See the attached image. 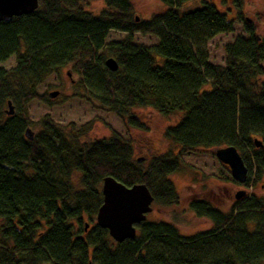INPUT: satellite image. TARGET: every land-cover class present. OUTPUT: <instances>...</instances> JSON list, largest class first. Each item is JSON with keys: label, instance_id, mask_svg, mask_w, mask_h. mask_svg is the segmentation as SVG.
Wrapping results in <instances>:
<instances>
[{"label": "trees", "instance_id": "16d2710c", "mask_svg": "<svg viewBox=\"0 0 264 264\" xmlns=\"http://www.w3.org/2000/svg\"><path fill=\"white\" fill-rule=\"evenodd\" d=\"M85 1L37 0L32 13L0 22V63L14 57L11 69L0 68V264H264V200L253 194L226 212L203 199L189 200L187 209L211 224L191 237L168 222L145 219L135 225L133 239L115 243L93 222L104 177L126 187L145 185L158 206L177 205L169 176L182 172L180 155L196 149L232 146L248 173L238 186L261 181L264 34L243 23L247 38L224 45V65H212L206 45L232 33L233 20L210 1L184 10L193 0H157L164 11L148 21L134 16L133 0H102L98 15L83 9ZM231 3L241 8V0ZM110 30L127 36L106 44ZM143 31H153L157 43L132 44V35ZM107 58L116 71L106 68ZM65 67L79 75L84 91L74 97L98 103L128 128L148 131L134 108L179 114L163 133L176 152L143 165L114 133L88 142L73 125L60 126L48 116L32 123L28 103L49 104L35 89ZM7 101L11 116L5 114ZM30 127L37 129L31 141L24 137ZM179 241H185L182 249Z\"/></svg>", "mask_w": 264, "mask_h": 264}, {"label": "rangeland", "instance_id": "374dc122", "mask_svg": "<svg viewBox=\"0 0 264 264\" xmlns=\"http://www.w3.org/2000/svg\"><path fill=\"white\" fill-rule=\"evenodd\" d=\"M207 1L225 13L228 19L233 20L232 33L217 35L206 45L209 63L223 66L224 45L233 42L237 37L247 38L243 23L251 24L258 35L264 34V0H241L239 10L233 7L231 0H227L224 5H220L218 0ZM132 3L134 16L140 21H148L152 15H158L164 11L157 0H133ZM198 5L199 0H193L184 6V10L196 8ZM83 9L91 15H98L104 10V3L102 0H86L83 3ZM237 13L240 15L237 16ZM126 36V33L110 30L106 33L105 43L119 42ZM157 41L153 31L136 32L132 35L134 45L150 47ZM13 66L14 57L0 63V68L4 70H9ZM70 71L67 67L62 68L59 73L49 75L35 89L39 96H47L49 104L37 100L28 103L26 113L32 123L48 116L60 126L73 125L75 130L82 131V140L88 142L107 139L114 133L131 144L132 158L142 159L143 165H146L151 157L159 156L170 149L176 152V148H173L164 138L163 133L167 127L178 121L179 114L164 117L151 108H134L131 112L146 124L148 131L128 128L124 122L107 112L98 103L88 98L74 97V93L83 94L84 91L79 83V75ZM52 92H57V95L49 98L48 94ZM30 129L33 133L37 130L34 127ZM215 150L214 148L196 149L180 155L184 165L182 172L169 176L179 196L178 204L161 207L152 203V210L146 215V220L168 222L175 226L180 235L191 237L210 230L211 224L204 218L196 217L187 209L189 200L203 199L223 212L228 211L237 201L234 196L238 191L243 190L244 196L253 194L264 200V176L261 181L248 189L238 186L233 181L228 167L215 157ZM78 178L79 174L73 176L74 183L78 181ZM84 222L92 226L86 218ZM93 222L96 224L95 220ZM184 242L179 241L178 249H182Z\"/></svg>", "mask_w": 264, "mask_h": 264}, {"label": "water", "instance_id": "95a60500", "mask_svg": "<svg viewBox=\"0 0 264 264\" xmlns=\"http://www.w3.org/2000/svg\"><path fill=\"white\" fill-rule=\"evenodd\" d=\"M38 7L37 0H0V22L9 23L12 18L27 15ZM110 71L117 70V64L112 58L104 62ZM57 92L48 94L54 98ZM14 110L10 101H7V116L13 115ZM33 132L30 128L24 131V137L31 141ZM256 147L262 145L255 140ZM215 157L226 165L230 171L233 181L237 184H244L247 178V168L236 149L226 146L215 150ZM142 159H138L140 162ZM102 202L95 215L96 225L105 229L108 236L115 243H122L125 240L135 237V225L145 221L146 215L151 212L153 197L143 184H135L126 187L115 181L112 177H104L101 182ZM244 196V191H238L234 198L236 200ZM87 225H85V228Z\"/></svg>", "mask_w": 264, "mask_h": 264}]
</instances>
